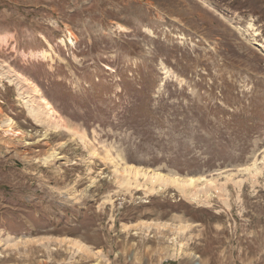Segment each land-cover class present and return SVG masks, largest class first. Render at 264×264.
I'll use <instances>...</instances> for the list:
<instances>
[{"label": "rangeland", "instance_id": "obj_1", "mask_svg": "<svg viewBox=\"0 0 264 264\" xmlns=\"http://www.w3.org/2000/svg\"><path fill=\"white\" fill-rule=\"evenodd\" d=\"M0 264H264V0H0Z\"/></svg>", "mask_w": 264, "mask_h": 264}, {"label": "bare ground", "instance_id": "obj_2", "mask_svg": "<svg viewBox=\"0 0 264 264\" xmlns=\"http://www.w3.org/2000/svg\"><path fill=\"white\" fill-rule=\"evenodd\" d=\"M39 100H40L39 104L30 102L31 104L29 105V113H32V115H33L34 109H36L37 107H40V108H43L45 110L44 111L45 116H48L50 119H54L55 118L54 117L55 109L53 108L51 103L46 98H44L42 96L39 97ZM42 112H43V110H42ZM42 112L40 114H42ZM35 117H37V116H35ZM57 120L58 119L54 120L55 121V126L56 127H62V124L59 121H57ZM7 122L10 125V122H11L10 119H8ZM10 130H11L10 131L11 135L14 136V137H19L21 135L20 131H16V130H14L12 128ZM8 131H9V129H8ZM128 172H129L128 174H131V173L134 174L136 176V179H138V176L144 175L146 177V180L150 181L152 183V185L163 186V185L173 184V185H176L181 190H184L185 192L191 190V192L193 193L192 195L195 198L198 197L197 196L198 192L196 191V189H197L196 183H197V181H199V178H195V177H177V176L176 177L175 176L174 177H170V176H168L166 174H163L161 172H158V171H151V172L145 171L144 172V171L138 170V169L130 170ZM206 181L207 182H206L205 186H210V187H214L215 186V183L212 180H208L207 179Z\"/></svg>", "mask_w": 264, "mask_h": 264}]
</instances>
